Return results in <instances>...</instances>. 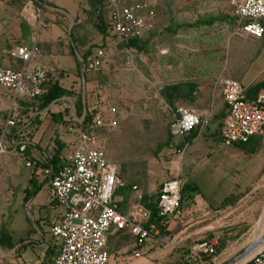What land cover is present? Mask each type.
<instances>
[{
  "label": "rangeland",
  "instance_id": "1",
  "mask_svg": "<svg viewBox=\"0 0 264 264\" xmlns=\"http://www.w3.org/2000/svg\"><path fill=\"white\" fill-rule=\"evenodd\" d=\"M230 1L154 0L159 9L156 23L141 47L128 53L118 37L100 30V17L109 20L101 0H49L55 8L36 15L24 12V1L0 0L1 65L18 69L12 51L37 41L32 61L51 68L54 79L71 89L74 98L87 89L85 97L96 107L95 114H109L111 106L118 109V126L97 129L94 147L120 166L115 200L123 210L134 201L135 192L155 198L162 182L177 172L175 160L190 184L164 241L149 240L141 248L142 257L135 259L134 238L111 233L106 244L110 264H184L187 246L212 235L221 239L219 258L205 259L204 264H220L264 233V136L253 137L245 146H230L209 135L207 126L214 129L213 122L204 128L202 124L201 133L188 140L172 133L176 106L220 105L227 78L245 87L264 80V37L244 33ZM100 47L106 52L104 64L85 72L80 55ZM187 80L204 87V94L192 101L161 93V88ZM7 92L0 86V131L12 107ZM27 108L18 119L32 114ZM43 119V143L54 125V146L72 140L64 120L53 115ZM49 121L58 124L47 127ZM178 145L185 147L182 154ZM31 156L44 161L38 153ZM32 172L25 158L0 155V230L9 231L15 243L24 239L32 244L24 253L22 248L0 247V264H54L45 258V250L57 249L49 220L61 208L51 204L53 190L43 174L37 176L43 185L25 202Z\"/></svg>",
  "mask_w": 264,
  "mask_h": 264
},
{
  "label": "built area",
  "instance_id": "2",
  "mask_svg": "<svg viewBox=\"0 0 264 264\" xmlns=\"http://www.w3.org/2000/svg\"><path fill=\"white\" fill-rule=\"evenodd\" d=\"M36 3L39 13L48 8L49 0H28ZM109 12V28L118 37L128 53L135 51L132 40L143 38L157 20L155 7L143 0H102ZM235 14L244 33L254 39L264 37V0H231ZM24 12L36 15L31 6ZM38 54L37 41L32 46L20 45L12 56L21 62L18 69L0 65V86L10 90L12 107L0 133V155L14 154L26 159V165L36 175L43 174L53 190L52 201L62 210L59 221L51 226V235L60 243L55 264H110L111 254L106 244L111 233L128 232L134 239L133 257L139 259L141 248L149 240L163 242V234L170 230L175 214L179 213L184 179L177 172L159 187L157 199L158 218L150 221L151 212L143 203V195L136 193L128 209L122 210L115 200L121 184L120 166L107 159L101 149L95 148V131L118 126L116 107H111L109 117L97 112L91 122L83 126L84 116L71 115L67 130L74 139L62 165L55 167L48 158L43 162L27 153L29 141L21 139L28 123L19 127L14 111L23 108L19 101L34 100L46 91L47 70L40 63L30 64ZM105 58L103 48L93 49L84 65L86 70H98ZM247 88L240 81L227 78L222 95L227 106L220 125L222 141L232 145L246 144L253 137L264 136V89L256 97L248 98ZM28 98V99H26ZM202 125L195 110L178 105L172 133L185 137ZM16 130V136L9 137ZM10 133H9V132ZM15 149V150H14ZM182 154V151H178ZM136 191L138 187L133 185ZM219 237L203 238L188 245L184 261L204 264L205 259L217 260ZM240 264H264V244L248 260Z\"/></svg>",
  "mask_w": 264,
  "mask_h": 264
},
{
  "label": "crops",
  "instance_id": "3",
  "mask_svg": "<svg viewBox=\"0 0 264 264\" xmlns=\"http://www.w3.org/2000/svg\"><path fill=\"white\" fill-rule=\"evenodd\" d=\"M17 1H24V3H25L24 8H25V6H31V8L35 11V13L39 12L38 11L39 6L36 3L33 4V3L29 2L28 0H17ZM143 1H147V2L151 3L155 7V9L157 11V17H158L159 9L156 8L157 5L154 2V0H143ZM51 4L52 3L49 2L48 8L50 10H53V8H55V5H53V4L51 5ZM147 36H148V33L143 38H141L140 41L144 42ZM135 49H138V47H135ZM105 56H106V52H105ZM104 61H105V58H104ZM33 63H40V62L39 61H32L30 64H33ZM15 64H17L18 67L21 66V62L19 60H16V59H15ZM40 64L43 65V67L50 74H52L54 76V72L51 70V68L47 67L46 64H44L42 62ZM103 64H104V62H103ZM186 84H189L190 86L186 87L185 88V93H183L182 92V86L186 85ZM171 86H176L177 87V92L176 93H171V94H173V95H177L178 94V95L182 96L184 99H190L192 101L194 100V98L200 97L202 95L201 94L202 92H203V94L205 92L204 91V87L203 88L202 87H197L196 84L193 81H191V80H187L186 82H181V83H178V84H175V85L166 86V87H171ZM83 91H85V92H83V103H84L83 115H85V112L87 110L86 104L88 105L89 112L93 113L94 109L96 107L95 106L93 107V105H91V101H90V103H88V101L86 100L85 96H86V94L88 92L87 89H84ZM7 93L9 94V92H7ZM90 93H91V91H90ZM168 93H170V92L168 91L167 94ZM9 96H10V94H9ZM205 99H206V101L209 104L210 102H209V99H208V95H206ZM10 100H11V103H13L11 98H10ZM23 102H26L27 105H25V103L23 104ZM33 102H37V103H35V105L32 106L31 103H33ZM184 103H186V102H184ZM19 104L21 106H23V108L15 110L14 112L16 114H19L21 111H23L25 109V107H28L31 110V113H32V114L29 113V115H26L27 117L23 119L24 121L25 120L29 121V118L32 117V116H35L36 114L40 115L39 121L36 122L35 126H32V125H30L29 122H27L28 124L26 126V129L24 130V137H21L20 140H19V141H23L21 139H24V140L26 139L27 141H29V145H28V148H27V153L28 154L32 155L34 153H38L43 159L48 158L50 160V158L53 157L54 153L56 152L57 148L59 146H61V145L63 146V148L61 150L62 154L64 153L63 151L66 148H68L67 152H69V149L71 148V147L69 148V146L74 143V139L73 138L69 142H67L65 140H63V142L60 141L58 145L54 146L53 137L55 136L56 131L58 130L56 125H54V130L52 131V133H50L48 135V137H46V140H44L45 142L43 143V139H45V136H46V132L44 130L45 126L43 127V125H44L43 117H44V115H52L51 113H56L57 115H63L64 119L68 120L70 115H75V104H74V101H73L72 98H61V99H58L55 102H53L52 104H50L48 107H46L45 109H42V110H39V105H40L39 99H34V100H30L29 99V100H26V101H19ZM54 105H56V106L54 107ZM182 105H184V104H182ZM111 107H114V106H111ZM189 108L195 110L199 115H201L203 128H204V125H207V124L209 125L210 122H213V128L214 129H211V128H209V126H207L209 135L214 136V138L218 137V140L221 141L220 134H219V129H220V125H221V123H222V121H223V119L225 117L226 111H227V106H226V104L224 102L223 95H222V101H221L220 105L210 104V107H207L203 103V108L202 107L196 108L192 104H190ZM66 111L69 113L68 116H66ZM118 112L119 111L117 109V113L115 115H118ZM8 115H9V113L7 114V116ZM105 115H111V114L110 113L109 114L106 113ZM174 121H175V114H174V119H173L172 124L174 123ZM53 122L56 123L55 121H49L47 123V125H48L47 127L51 126V124H53ZM66 123H68V121ZM56 124H58V123H56ZM201 128H202V125L199 126L196 129V131H197L196 136L199 133H201ZM1 130H2V128H1ZM65 131H68V130H65ZM64 142H65V144H64ZM230 146H233V145H230ZM184 148L185 147H183L182 149L178 148L177 152L178 151H182V153H183ZM178 154H180V153L178 152ZM63 156H64V158L66 157V155H64V154H63ZM175 162H178V160H175ZM180 174H181V171H180ZM34 175L36 176V179H37L38 175H36L34 172H32L31 175H30L29 180ZM181 176H182V174H181ZM183 179H184V182H185L186 180H185L184 177H183ZM29 180H28V182H29ZM45 182L48 184L47 180H45ZM52 197H53V195H52ZM52 197H51V204L53 206H55V207L60 208L55 202L52 201ZM181 206H180V208H181ZM179 211H180V209H179ZM262 212H263L262 215L264 217V210H262ZM62 214H63V210L62 209L60 210V213L54 214V216H52V218L49 220L50 221V225H52V224L56 223L57 221H59L61 216H62ZM177 214L178 213H176L174 217H176ZM117 233H120V232H117ZM125 233H128V232H125ZM212 237H219V236L212 235L209 238H212ZM206 238H208V237H206ZM220 240L221 239L219 237V245L221 244ZM43 241L44 240H42V242ZM262 246L263 245H261L260 247H257L242 262L248 261ZM24 252H25V250H23V253ZM217 254H219V253H217ZM23 256H24V254H23ZM216 258L218 260L219 256L216 257ZM27 261H29V260H27ZM242 262H240V263H242Z\"/></svg>",
  "mask_w": 264,
  "mask_h": 264
},
{
  "label": "trees",
  "instance_id": "4",
  "mask_svg": "<svg viewBox=\"0 0 264 264\" xmlns=\"http://www.w3.org/2000/svg\"><path fill=\"white\" fill-rule=\"evenodd\" d=\"M101 4L103 6V9L106 10V6H105V4L103 3L102 0H101ZM210 22H212V21H207L206 23L209 24ZM262 24L264 26V19L262 20ZM99 28L108 37H110L112 35V31L109 28V24L106 22V19L104 17H102V16L100 17ZM142 43H143V41L141 42L140 39H137V40H132L130 42V45L139 48V46L141 47ZM122 46H124V45L122 44ZM92 52H93V49L91 48V49H88V51L85 52L84 54L80 55L79 65L81 66V68H84V65H85V63L87 61V58H88V56L90 54H92ZM45 89H46V91L44 92V94L41 97L38 98L39 101H40L39 110L45 109L46 107H48L50 104H52L53 102H55L58 99H61V98H72L73 101H74V104H75V116H78V117H82L83 116L84 103H83V95H82V93L79 94L76 98H74L72 96V94H71L73 91L71 89H67L66 87L61 85L58 82V80L54 79L53 75L50 74L48 71H47V83H46ZM263 89H264V80H261V81L255 83L254 85H250L247 88L246 95H247L248 98H254ZM167 96L172 98L175 95H173L171 93H168ZM24 103H25V105H27L26 102H23V104ZM86 106H87V110L85 112V116H84V119H83V123H82L83 126H86L87 124H89L91 122L93 116L95 115L94 112L93 113L89 112L87 104H86ZM26 110L24 112H27ZM51 114L53 115L54 119H56V118L58 119V117H59L60 119L64 120L65 122L69 121V119L65 120L63 115H57L56 113H51ZM26 115H28V114L26 113ZM20 116H21L20 114H18V116H16V122L18 123L19 127H22L27 122H29L30 125L35 126L36 122L39 121V118H40V115L36 114L35 116L30 117L29 121L28 120L24 121L22 119H18V117H20ZM70 117H71V115H70ZM195 131H193L190 134L186 135L184 138L186 140H188V138L190 136H196L197 131L196 132ZM16 134H17V131L14 130L13 133H11L9 135V137L12 138L13 136H16ZM246 144H248V143H246ZM246 144L235 143V144H232V145L233 146H239V145L245 146ZM62 148H63L62 145L59 146L57 148L56 152L54 153L53 157L50 158V163H52L55 167H60L62 165V162L65 159L64 156H62V151H61ZM178 148L182 149L183 146H181V145L179 146L178 145ZM42 185L43 184H38L36 176L34 175L29 180V187L26 188V195H25V198H24L25 202H27L30 199H32L33 197H35V195L37 194V192L39 191V189H40V187ZM190 188L191 187H190L189 183H186V182L183 183V186H182V201L185 199L186 194H187V192L189 191ZM158 194H159V191L156 194L155 198H149L148 199V197H146V196H144V198H143V203L145 204V206L151 212L150 221H154V220H156L158 218V209H157ZM182 201H181V205H182ZM120 233H125V232H120ZM17 245H18V247H17L16 251H18L21 248H22V250H25L29 245H32V244L30 242H28L27 240H24V239L20 240L18 243H15L13 241V237L10 234L9 231H7L6 229H1L0 230V247H1V249L12 250ZM59 246H60V243L58 242V246H57L56 250L48 247L46 249V251H45V258L47 260H51L54 264H55V261H54L55 257L58 254ZM220 249H221V244L217 247V253H219ZM44 262H46V261H44ZM184 264H187V262L184 261Z\"/></svg>",
  "mask_w": 264,
  "mask_h": 264
},
{
  "label": "water",
  "instance_id": "5",
  "mask_svg": "<svg viewBox=\"0 0 264 264\" xmlns=\"http://www.w3.org/2000/svg\"><path fill=\"white\" fill-rule=\"evenodd\" d=\"M84 71H86V68L84 67ZM83 71V72H84ZM189 84L183 85L182 86V92L185 93V88L189 87ZM170 93H176L177 92V87L176 86H171V87H164L161 89V93L166 95L167 92ZM264 244V233L257 237L253 242L242 248L239 252H237L235 255L230 257L229 259L225 260L224 262L220 264H239L242 262L250 253H252L257 247H260L261 245ZM18 246V245H17ZM15 246L14 249L17 248Z\"/></svg>",
  "mask_w": 264,
  "mask_h": 264
},
{
  "label": "bare ground",
  "instance_id": "6",
  "mask_svg": "<svg viewBox=\"0 0 264 264\" xmlns=\"http://www.w3.org/2000/svg\"><path fill=\"white\" fill-rule=\"evenodd\" d=\"M252 205V204H251ZM249 209V208H248ZM246 212H247V210H246ZM250 212V211H249ZM247 214V213H246ZM249 214V213H248Z\"/></svg>",
  "mask_w": 264,
  "mask_h": 264
}]
</instances>
